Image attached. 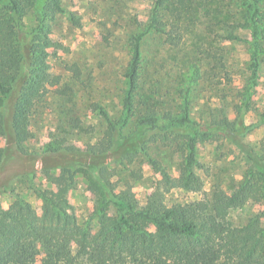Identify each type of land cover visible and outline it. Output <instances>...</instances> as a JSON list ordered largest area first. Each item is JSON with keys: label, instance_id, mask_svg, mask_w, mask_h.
Returning <instances> with one entry per match:
<instances>
[{"label": "trees", "instance_id": "16d2710c", "mask_svg": "<svg viewBox=\"0 0 264 264\" xmlns=\"http://www.w3.org/2000/svg\"><path fill=\"white\" fill-rule=\"evenodd\" d=\"M209 1L155 0L146 23L137 21L138 30L129 38L121 115L113 118L98 107L107 128L96 143L73 147L69 135L78 129L80 119L72 117L73 129L61 126L65 131L53 135L43 148L31 150L26 143L32 137L37 104L58 82L48 62L52 22L66 10L62 0H0V130L6 136L0 146V189L12 198L9 213L0 207V264H264V209L245 225H235L229 218L249 192L264 202V140L260 149L245 141L249 131L264 123V111L260 122H242L260 71L264 72V0H235L236 11L219 20L221 27L214 32L218 41L242 40V31L252 37L250 73L237 88L241 103L235 118L224 104L212 106L206 119L192 117L189 78L204 75L196 62L185 79L178 110L159 101L157 92L143 88L144 36L157 32L179 47L193 30L192 16L199 7H209ZM32 11L37 22L28 30L25 20ZM218 61L220 67L227 66L222 56ZM60 93L68 95L67 88ZM90 127L88 132L93 133ZM220 140H230L248 165L236 185L213 181L208 194L199 173L206 167L200 147ZM159 146L181 153L178 177L154 156ZM143 157L161 179L140 207L133 182L143 177ZM41 171L46 184L38 177ZM78 175L97 193L93 213L82 222L71 213L68 199ZM175 187L203 196L169 201L167 193ZM26 191L41 198V214Z\"/></svg>", "mask_w": 264, "mask_h": 264}, {"label": "rangeland", "instance_id": "374dc122", "mask_svg": "<svg viewBox=\"0 0 264 264\" xmlns=\"http://www.w3.org/2000/svg\"><path fill=\"white\" fill-rule=\"evenodd\" d=\"M154 1L62 0L66 12L58 13L52 22L48 58L49 71L58 82L55 80L52 91L37 104L30 125L32 137L26 143L29 149L43 148L53 135L60 132L61 126L70 130L72 117L79 118L80 125L69 135L71 143L74 148H87L90 143H96L107 128L106 119L98 111L99 106H103L109 116L120 117L129 38L131 33L138 30L137 21L146 23ZM236 9L235 0H210L209 7H199L197 14L191 18L193 30L185 34L179 47L171 46L157 32L145 35L142 43L144 90L157 92L159 101H163L170 109L178 110L183 102L185 79L192 75V66L196 62L204 75L202 78H189L193 84L190 92L192 117L206 119L212 106L224 104L230 117L235 118L241 103L237 88L242 87L244 78L250 73L248 46L252 37L248 31H242V40L218 41L215 40L218 37L214 32L221 27L218 21L230 18ZM25 21L28 30L36 25L34 11L28 14ZM221 56L227 62L224 68L220 67L218 61ZM214 71H217L216 76ZM66 88L68 95H62L61 89ZM263 111L264 72L261 70L249 110L243 114V124L260 122ZM89 126L93 127V133L88 132ZM263 140L264 123H259L245 136V141L256 145L258 149ZM5 142L6 136L0 130V146ZM173 150V147L159 146L154 156L157 155L167 165L173 177H178L182 156ZM199 157L206 165L199 173L204 178V190L208 194L213 181L221 180L226 187L236 185L248 165L246 157L230 140L201 145ZM142 160L143 177L133 182L140 207H144L147 198L155 193L161 179L160 173L151 167L150 162L144 157ZM38 177L47 183L43 171L38 173ZM20 189L22 185H19ZM26 193L41 214V198L29 191ZM96 195V191L88 189L83 175H78L68 199L72 205L71 213L79 222L93 213ZM251 195L252 192H249L243 198L242 205L230 212L229 218L235 225L247 224L264 209V202ZM202 196L178 187L171 188L167 193L169 201L184 202ZM11 201V196L0 189V207L5 213H9ZM111 213H116L114 204L111 205ZM148 229L154 232L155 226L149 223Z\"/></svg>", "mask_w": 264, "mask_h": 264}]
</instances>
